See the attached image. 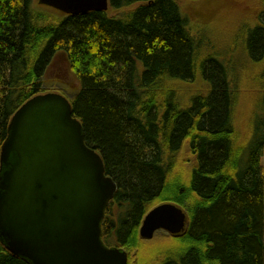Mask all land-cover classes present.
<instances>
[{"label":"trees","instance_id":"obj_1","mask_svg":"<svg viewBox=\"0 0 264 264\" xmlns=\"http://www.w3.org/2000/svg\"><path fill=\"white\" fill-rule=\"evenodd\" d=\"M181 1L110 0L107 11L71 15L0 0V171L15 112L38 94L61 92L117 184L103 239L125 249L128 264L138 243L155 239L140 235L145 216L166 202L183 209L187 224L155 236L193 243L148 264H264V10L238 41L237 70L206 52ZM57 56L69 62L77 90L47 80ZM241 102L250 106L245 126ZM181 157L190 176L180 189L192 204L164 195ZM0 264L33 263L0 239Z\"/></svg>","mask_w":264,"mask_h":264},{"label":"water","instance_id":"obj_2","mask_svg":"<svg viewBox=\"0 0 264 264\" xmlns=\"http://www.w3.org/2000/svg\"><path fill=\"white\" fill-rule=\"evenodd\" d=\"M65 14L107 11L110 0H38ZM0 239L33 264H128L129 253L103 239V221L117 184L101 154L86 142L82 122L60 92L38 94L13 115L2 147ZM182 208L157 205L145 216L143 239L181 233Z\"/></svg>","mask_w":264,"mask_h":264},{"label":"rangeland","instance_id":"obj_3","mask_svg":"<svg viewBox=\"0 0 264 264\" xmlns=\"http://www.w3.org/2000/svg\"><path fill=\"white\" fill-rule=\"evenodd\" d=\"M35 2L39 6L38 0ZM181 5L190 17L192 29L203 38L202 43L204 47H207L206 52L217 53L226 62L233 60L237 70L240 66L242 68L244 57L239 51L241 46H238V41L241 42L246 37L247 29L257 21L259 12L264 10V0H182ZM251 68L249 67L250 70ZM49 78L63 84L67 91H75L79 88L78 78L63 56H57L51 64L47 80ZM199 85L200 83L196 81L184 86L183 94L195 92ZM246 102L240 103L241 107L238 111V116L244 117V122L241 121L244 126L250 112V106ZM178 167V172L172 174L164 195L166 198L185 200L192 204L193 198L189 190L180 189L182 184L188 182L190 176V167L185 157H181ZM153 238H155L153 241L138 243L139 250L136 252L138 257H134L133 254L130 264H148L159 255V252L182 250L193 243L191 239L171 240L160 236Z\"/></svg>","mask_w":264,"mask_h":264},{"label":"bare ground","instance_id":"obj_4","mask_svg":"<svg viewBox=\"0 0 264 264\" xmlns=\"http://www.w3.org/2000/svg\"><path fill=\"white\" fill-rule=\"evenodd\" d=\"M155 236V235H154Z\"/></svg>","mask_w":264,"mask_h":264}]
</instances>
